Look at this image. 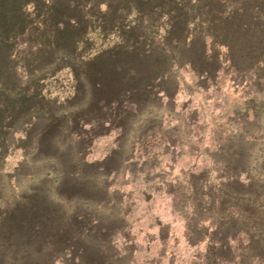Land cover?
Masks as SVG:
<instances>
[{"label": "rangeland", "instance_id": "obj_1", "mask_svg": "<svg viewBox=\"0 0 264 264\" xmlns=\"http://www.w3.org/2000/svg\"><path fill=\"white\" fill-rule=\"evenodd\" d=\"M11 4L0 0V27ZM183 4L164 49L141 56L122 30L90 26L74 51L51 44L54 35L26 45L27 28L14 46L0 41V225L21 204L45 202L50 219L66 213L65 229L84 226L78 237L113 223V264H249L238 257L242 235L220 246L235 214L225 208L251 207L247 186L226 176L264 179L250 171L264 164V147L237 140L264 133V48L246 68L250 45L236 35L263 24L264 0ZM17 7L18 17L30 10ZM254 189L264 197V186ZM66 263L59 255L53 264Z\"/></svg>", "mask_w": 264, "mask_h": 264}, {"label": "trees", "instance_id": "obj_2", "mask_svg": "<svg viewBox=\"0 0 264 264\" xmlns=\"http://www.w3.org/2000/svg\"><path fill=\"white\" fill-rule=\"evenodd\" d=\"M183 3L184 0H12V11L8 12L1 22L0 41L5 44L10 42V45L14 46L27 28L26 35L23 36L26 45L30 42L36 44L41 39L44 41L49 39L50 35H54L50 38L51 44L74 51L76 46L84 43L87 28L90 26L96 27L102 36L109 34L113 29L122 30L119 35L121 43L136 40L139 48L137 55L141 56L152 52L151 48L164 49L173 16L184 9ZM261 3L258 1L259 9ZM19 4L28 5L30 8L20 17L16 13ZM164 21L166 23L162 25L164 29L159 37V43L155 44L153 37L158 36V26ZM262 22L259 27L254 24L246 31L236 34L237 40L247 39L250 45L241 62L246 68L263 53L257 49L264 48V14ZM31 29L34 31L31 32ZM222 38L223 35L214 32V43H220ZM225 42L228 40L223 41ZM68 71L72 73L70 68ZM42 79L45 77L37 78L31 89H34L33 87ZM245 133L247 136H244ZM245 133L237 136V140L255 147V152L263 151L264 133L250 131ZM235 156L241 162L245 158L244 150L240 149ZM259 169L252 168L250 171L261 175L264 164ZM242 174L240 170L226 176L225 180L231 184L229 186H247L246 193L250 197L251 207L228 205L225 208V211L234 210L235 214H229L225 221V230L230 233L226 231L222 233L223 244L220 248L223 246L225 250H230L227 246L228 241L242 235L246 245L242 247L243 242L240 243L242 250L239 252V259L247 256L251 258L249 264L255 261L260 263L264 261V204L256 211V207L260 205L257 206L255 202L264 197L261 195L262 190L257 191L254 186H264V179L249 178L244 184L240 179ZM42 207L43 210H36L29 204H21L22 210L0 225V264H53L59 255L66 257V264H113L112 259L117 255L112 252L113 247L110 243V238L116 233L113 223L105 220L96 221L97 225L92 233L94 235L89 240L85 236L78 237L75 234L84 228L80 223L72 229L69 226L67 229L63 227L65 212L57 219H50L49 207L45 202ZM215 231L221 233L219 228ZM217 244L218 242L214 245ZM71 249H75L74 252Z\"/></svg>", "mask_w": 264, "mask_h": 264}]
</instances>
